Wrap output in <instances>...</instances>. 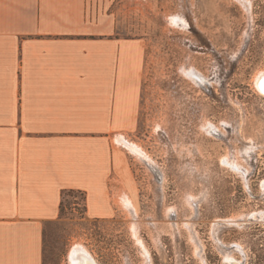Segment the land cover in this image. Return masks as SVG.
<instances>
[{
    "label": "rangeland",
    "instance_id": "374dc122",
    "mask_svg": "<svg viewBox=\"0 0 264 264\" xmlns=\"http://www.w3.org/2000/svg\"><path fill=\"white\" fill-rule=\"evenodd\" d=\"M88 1L144 44L139 123L114 137L129 173L117 214L90 218L83 194L66 192L43 264L66 245L123 264L132 235L143 246L138 226L149 245L162 239L170 264L220 260L229 238L264 258V0Z\"/></svg>",
    "mask_w": 264,
    "mask_h": 264
},
{
    "label": "crops",
    "instance_id": "0c3cea01",
    "mask_svg": "<svg viewBox=\"0 0 264 264\" xmlns=\"http://www.w3.org/2000/svg\"><path fill=\"white\" fill-rule=\"evenodd\" d=\"M144 44L88 0H0V264H43L66 192L112 217L138 126Z\"/></svg>",
    "mask_w": 264,
    "mask_h": 264
},
{
    "label": "flooded vegetation",
    "instance_id": "af4514ba",
    "mask_svg": "<svg viewBox=\"0 0 264 264\" xmlns=\"http://www.w3.org/2000/svg\"><path fill=\"white\" fill-rule=\"evenodd\" d=\"M131 207L133 210L131 214L132 216L131 218H133L134 216H137V212L134 206H131ZM168 214L173 216V213L172 214L168 213ZM136 222L138 226L139 222L138 221ZM146 223L147 225H155L157 222L147 221ZM228 226H235V225H228ZM138 236L141 239L143 246H141V244L138 243L132 235V240L134 242L133 243L134 248H133L132 254L128 253L127 255H125L123 264H170L169 256L167 254V251L169 250L168 249L165 250V244L162 242L161 238L155 237L156 246L149 245L144 235L140 233L139 226H138ZM73 246L72 245L65 246L66 248V250L64 251L65 253L62 254L61 256L62 259L58 261V264H85L83 263V261L81 262V260H76V259L70 260L69 254ZM143 248H145V250ZM220 248H221L220 253H217L218 257H220V260L215 259V261L210 262L209 264H264V258L257 255L256 252L252 250V246L244 243L243 241H240L239 239L229 238V240L226 243L222 244ZM87 250L89 252L88 253L89 256L93 259L92 262L87 263V264H108L106 263L105 260L102 259V257H100L101 259L100 260L95 257V255L93 254L91 250H89L88 248ZM225 252L229 254V258L227 259H225V256L223 255V253ZM85 256H88V255H85ZM204 261L205 263L203 264H208L205 259Z\"/></svg>",
    "mask_w": 264,
    "mask_h": 264
},
{
    "label": "bare ground",
    "instance_id": "6f19581e",
    "mask_svg": "<svg viewBox=\"0 0 264 264\" xmlns=\"http://www.w3.org/2000/svg\"><path fill=\"white\" fill-rule=\"evenodd\" d=\"M264 75V71H259V73L257 74L256 76V79H255V83H256V86L258 87V89L260 91H264V80H262L260 83H259V80L260 78ZM264 93V92H263ZM124 140V139H123ZM131 146V145H130ZM133 146V145H132ZM133 149L135 148L132 147ZM137 149V148H136ZM82 254H85V255H88L87 253H85L83 250H81L80 247H73L71 252H70V259L73 260V259H76V260H81V262L83 261V263L86 264V262H88L83 256ZM83 259V260H82ZM90 260L91 262L93 261V259L90 257Z\"/></svg>",
    "mask_w": 264,
    "mask_h": 264
},
{
    "label": "water",
    "instance_id": "95a60500",
    "mask_svg": "<svg viewBox=\"0 0 264 264\" xmlns=\"http://www.w3.org/2000/svg\"><path fill=\"white\" fill-rule=\"evenodd\" d=\"M264 80V75L260 78L259 83ZM264 92V91H263Z\"/></svg>",
    "mask_w": 264,
    "mask_h": 264
},
{
    "label": "trees",
    "instance_id": "16d2710c",
    "mask_svg": "<svg viewBox=\"0 0 264 264\" xmlns=\"http://www.w3.org/2000/svg\"><path fill=\"white\" fill-rule=\"evenodd\" d=\"M70 192H72V191H70Z\"/></svg>",
    "mask_w": 264,
    "mask_h": 264
}]
</instances>
